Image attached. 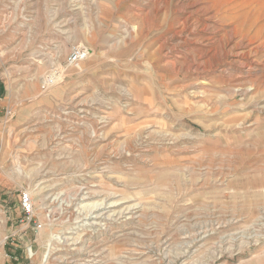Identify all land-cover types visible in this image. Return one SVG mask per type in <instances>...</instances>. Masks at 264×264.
<instances>
[{
  "label": "rangeland",
  "instance_id": "1",
  "mask_svg": "<svg viewBox=\"0 0 264 264\" xmlns=\"http://www.w3.org/2000/svg\"><path fill=\"white\" fill-rule=\"evenodd\" d=\"M0 241V264H264V0H0Z\"/></svg>",
  "mask_w": 264,
  "mask_h": 264
},
{
  "label": "built area",
  "instance_id": "2",
  "mask_svg": "<svg viewBox=\"0 0 264 264\" xmlns=\"http://www.w3.org/2000/svg\"><path fill=\"white\" fill-rule=\"evenodd\" d=\"M87 55H88V53L84 49H80V48L74 49L70 53V55L67 57V60H66V63H65L66 65L63 68V70L77 67L80 62H82L83 60H85L87 58ZM59 72L60 71L55 70V72L51 73V74H56V77L59 78L62 75V72H61V74H59ZM48 76H46L45 81L50 79ZM44 88H46V87L44 86ZM21 207H22L23 211H25L27 213L30 212V210H31V201H30V199H29V197L27 195H24L21 198Z\"/></svg>",
  "mask_w": 264,
  "mask_h": 264
},
{
  "label": "bare ground",
  "instance_id": "3",
  "mask_svg": "<svg viewBox=\"0 0 264 264\" xmlns=\"http://www.w3.org/2000/svg\"><path fill=\"white\" fill-rule=\"evenodd\" d=\"M200 12H202V13H205L206 15H208L209 16V14H208V12H209V7H205V6H203V7H201L200 8ZM211 16V15H210ZM211 19H212V16L210 17ZM210 18H209V20H210ZM210 21H212V20H210ZM196 28V27H195ZM228 33H231V31H229ZM225 36L227 37L226 39H230L231 37H232V35H223L222 36V38L224 39L225 38ZM221 38V39H222ZM225 39V40H226ZM246 39V38H245ZM240 43V42H239ZM89 53V52H88ZM230 53V52H229ZM206 54V53H205ZM54 78V76H52L51 77V80H49L51 83H53V79ZM57 78L58 77H55V80H57ZM56 82V81H55ZM256 82V81H255ZM244 94V93H243ZM101 119V118H100ZM13 162V161H12ZM18 168V167H17ZM18 170V169H17ZM20 172V171H19ZM44 188V187H43ZM86 195H89V194H87L86 192H84V190L83 189H78V191L76 192V194H75V197H74V199H76V200H78L79 198H80V196L83 198L84 196H86ZM91 195V194H90ZM91 196H89L88 198H84L83 200H86V199H89ZM56 201V200H55ZM51 202V201H50ZM100 212L99 213H97L96 215H95V217H94V219L95 220H104V219H106V212H102L101 210H99ZM124 211H126V213L128 214L129 213V215L130 214H132V212H130L131 211V209L130 208H126ZM123 214H125V212H119V213H117V214H112V215H109V220H111V217L112 216H114V215H116V218H118V217H120L121 215L123 216ZM126 214V215H127ZM132 218H133V214L132 215H130ZM130 217V218H131ZM96 225V224H95ZM2 243V241H0V244Z\"/></svg>",
  "mask_w": 264,
  "mask_h": 264
}]
</instances>
